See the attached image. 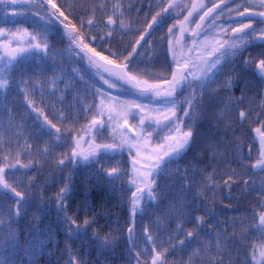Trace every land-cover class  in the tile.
<instances>
[{
    "label": "snow or ice",
    "instance_id": "1",
    "mask_svg": "<svg viewBox=\"0 0 264 264\" xmlns=\"http://www.w3.org/2000/svg\"><path fill=\"white\" fill-rule=\"evenodd\" d=\"M131 7L0 0V264H264V0Z\"/></svg>",
    "mask_w": 264,
    "mask_h": 264
},
{
    "label": "trees",
    "instance_id": "2",
    "mask_svg": "<svg viewBox=\"0 0 264 264\" xmlns=\"http://www.w3.org/2000/svg\"><path fill=\"white\" fill-rule=\"evenodd\" d=\"M123 3L125 5V7H128L129 5H131V11L128 13V17L130 19H132L134 21L133 23V27H146V19L150 20L151 16L149 15V13H153L155 11H158V8L153 7L152 9H149L148 5H157L158 3H156L154 0H123ZM142 9V10H141ZM137 17H139V19H137ZM0 19H2V16H0ZM172 21H169V23H171ZM21 26H25V25H21ZM0 27H9V28H13L14 27L11 24L8 25H4V24H0ZM166 30V29H165ZM158 35L160 34L159 32H156ZM155 34V33H154ZM66 67H75V65H66ZM85 79H87V77H85ZM61 87H63V85H61ZM80 88H83V84L79 85ZM239 94V93H237ZM36 99L37 102V106L42 107L43 105L41 104V99H40V95L37 93V95L34 97ZM22 99V98H21ZM49 99V97L45 96L44 100L45 102H47V100ZM72 96L69 95L68 100H71ZM259 102V101H258ZM57 107H59V104L57 103ZM29 123H31V121H29ZM256 152L253 151V157H255ZM81 176H83L84 174L81 173ZM259 178V177H257ZM116 193L115 194H109L106 191L105 192H101L99 190H97L96 192H94L93 194V198L92 202L93 203H99L102 200H107V207L103 209V211L105 213L109 214V220L112 223L111 226H115V221L119 220L121 224H124V220L127 217V213L124 211L125 207H126V202L124 204H122L120 202V200L118 199V196L120 194V189H121V182L120 181H116ZM55 192V188H53L51 190V192L49 193V195L53 194ZM77 199H80V197H78ZM227 203V202H226ZM73 207H75V202L73 204ZM81 215H83V212L81 213ZM227 215L229 217L236 215V213L233 212H228ZM139 219V218H137ZM30 223H35V221H31L30 218H25L20 220L18 223H15L12 225V227L14 229H20V228H25L27 229L30 225ZM101 224L106 223V221L104 219L100 220ZM191 227V226H189ZM41 228L45 229V231H47L49 228L51 229V235L53 236V243L49 244L47 246V251L48 253H51V251L53 249L56 248V241L59 240V248L63 249L64 248V238L63 236L57 232V224H56V219H55V213L52 212L49 216H45L43 217V222L41 223ZM108 229L106 228L105 231H107ZM140 231L141 229L138 227L136 229V234L140 235ZM126 234V233H125ZM69 243H71L69 241ZM81 250V244L78 241L73 249V254L75 255L77 251ZM83 251L86 255L87 258L91 259L94 264L95 261L97 259V253L92 252L91 256H88V253L91 251L87 245L84 246ZM60 258L61 264H64V261H66L68 259L67 254L65 253L63 256H61L60 251L56 252V255H49V254H45L43 256V258H40L39 256H37L36 258L39 261V264H48V261L51 260L53 262L56 261L57 258ZM30 257L27 255L22 256V260L25 261V264H27V262L29 261ZM100 259L104 260L107 259L108 264H126V253L123 252V246H121V248H118L115 252H110L108 253L106 256L104 254H100Z\"/></svg>",
    "mask_w": 264,
    "mask_h": 264
},
{
    "label": "rangeland",
    "instance_id": "3",
    "mask_svg": "<svg viewBox=\"0 0 264 264\" xmlns=\"http://www.w3.org/2000/svg\"><path fill=\"white\" fill-rule=\"evenodd\" d=\"M156 3H160L161 0H154ZM185 3L191 4L193 2V0H184ZM200 3H205L208 4L209 6H211V0H199ZM182 18V17H181ZM196 19L198 20L199 17L197 16ZM172 23V22H171ZM157 32L160 33V31L158 30ZM154 35H158L157 33H155ZM137 236H139L138 234H136Z\"/></svg>",
    "mask_w": 264,
    "mask_h": 264
}]
</instances>
